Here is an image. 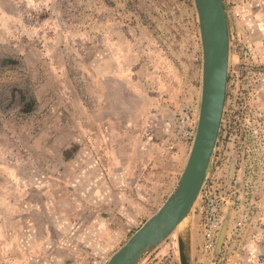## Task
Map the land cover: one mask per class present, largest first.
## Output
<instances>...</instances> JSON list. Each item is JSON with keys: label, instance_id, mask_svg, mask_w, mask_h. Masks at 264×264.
I'll return each mask as SVG.
<instances>
[{"label": "rangeland", "instance_id": "obj_1", "mask_svg": "<svg viewBox=\"0 0 264 264\" xmlns=\"http://www.w3.org/2000/svg\"><path fill=\"white\" fill-rule=\"evenodd\" d=\"M223 4L222 226L205 249L198 200L191 259L264 264V0ZM201 66L193 0H0V264H103L154 214L189 155L165 139ZM140 264H179L176 234Z\"/></svg>", "mask_w": 264, "mask_h": 264}, {"label": "water", "instance_id": "obj_2", "mask_svg": "<svg viewBox=\"0 0 264 264\" xmlns=\"http://www.w3.org/2000/svg\"><path fill=\"white\" fill-rule=\"evenodd\" d=\"M202 49L201 88L195 135L178 180L162 205L103 264H140L176 234L179 264H192L191 225L209 177L223 117L230 34L223 0H193ZM221 230L218 246L222 242Z\"/></svg>", "mask_w": 264, "mask_h": 264}, {"label": "built area", "instance_id": "obj_3", "mask_svg": "<svg viewBox=\"0 0 264 264\" xmlns=\"http://www.w3.org/2000/svg\"><path fill=\"white\" fill-rule=\"evenodd\" d=\"M198 105L196 102L185 103L171 111L168 121L169 131L166 136V148L172 152L181 146H191L196 130ZM214 177H208L199 197L201 215V233L205 249L213 248L222 226L221 193H217Z\"/></svg>", "mask_w": 264, "mask_h": 264}, {"label": "crops", "instance_id": "obj_4", "mask_svg": "<svg viewBox=\"0 0 264 264\" xmlns=\"http://www.w3.org/2000/svg\"><path fill=\"white\" fill-rule=\"evenodd\" d=\"M127 161H129V158L127 159ZM112 169H113V171H116V173H117V177L116 178L117 179H122V178L128 176V174H129V170H130L129 169V162L125 161V162H120V163H116V164L114 163L113 166H112ZM110 172H112V171H110ZM140 210H141L142 213L145 214V211H143V209H140ZM131 222H132V223H130L131 225L128 227L129 229H130L131 226H134V224L137 223V220L135 221V219H134Z\"/></svg>", "mask_w": 264, "mask_h": 264}]
</instances>
